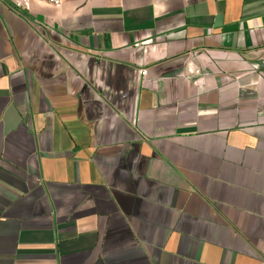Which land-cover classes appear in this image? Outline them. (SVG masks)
I'll return each mask as SVG.
<instances>
[{"label":"crops","instance_id":"obj_1","mask_svg":"<svg viewBox=\"0 0 264 264\" xmlns=\"http://www.w3.org/2000/svg\"><path fill=\"white\" fill-rule=\"evenodd\" d=\"M0 264H264V0H0Z\"/></svg>","mask_w":264,"mask_h":264},{"label":"built area","instance_id":"obj_2","mask_svg":"<svg viewBox=\"0 0 264 264\" xmlns=\"http://www.w3.org/2000/svg\"><path fill=\"white\" fill-rule=\"evenodd\" d=\"M10 7L13 9L29 10L32 1L34 0H7ZM53 7H60L62 0H39Z\"/></svg>","mask_w":264,"mask_h":264}]
</instances>
